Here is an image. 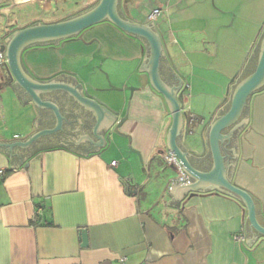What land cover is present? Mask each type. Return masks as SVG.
<instances>
[{
	"label": "crops",
	"instance_id": "crops-1",
	"mask_svg": "<svg viewBox=\"0 0 264 264\" xmlns=\"http://www.w3.org/2000/svg\"><path fill=\"white\" fill-rule=\"evenodd\" d=\"M217 1L213 6L209 0H161L140 15L132 0L122 6L130 21L157 30L163 46L161 83L169 90L185 89L182 113L205 123L227 89L233 91L254 71L264 39V0L241 7ZM67 2L0 0V49L13 32L47 22ZM154 9L163 14L150 22ZM31 12L39 17L28 19ZM150 61L147 42L109 22L24 51L22 66L33 80L83 83L118 116L114 127L99 131L105 145L97 146V116L66 91L45 92L42 98L61 111V129L27 147L0 145V169L10 168L0 180V264H122V257L125 264H264V236L248 245L250 223L240 200L214 188L186 194L178 207L170 205L176 176L161 162L169 153L167 136L174 120L167 99L149 80ZM143 63L147 71L140 72ZM110 85L124 90L112 91ZM229 108L230 102L224 110ZM182 120V137H175L181 151ZM245 120L230 141H220L222 169L225 179L253 197L264 227V88L243 107L235 127ZM57 122L51 110L35 105L18 84H11L6 67L0 66V144L26 143ZM205 123L188 136L194 150L201 147ZM80 136L94 143L75 144ZM212 159L209 151L211 166ZM113 162L118 165L112 167ZM242 229L246 241L239 243L233 236Z\"/></svg>",
	"mask_w": 264,
	"mask_h": 264
},
{
	"label": "water",
	"instance_id": "water-1",
	"mask_svg": "<svg viewBox=\"0 0 264 264\" xmlns=\"http://www.w3.org/2000/svg\"><path fill=\"white\" fill-rule=\"evenodd\" d=\"M121 1L122 0H100L99 3L90 10L76 15L70 19L53 24H42L41 22L35 23L31 26L15 31L10 36H8L5 44L1 46L0 50L1 52L5 53L7 58V64L5 67L10 83L18 84L27 93V95L31 97L35 105L51 110L55 114L58 122L54 129L49 131L44 130L35 135L26 143L0 145H18L27 147L38 137L56 132V130L61 129L63 117L59 107L55 105L54 102L44 100L42 98L43 93L55 90H62L70 93L79 104L97 116L98 123L96 128L93 129L95 136L101 141L94 143L87 136H80V140L75 144L79 145L80 142L88 140L97 146L105 145L103 138L97 136V134L104 126H111V128L115 126L118 116L117 111H115L110 106L105 105L99 99L93 97L88 92L83 83H80L79 86H73L72 84L57 83L54 81L40 82L33 80L27 75L22 66V55L28 47L33 45L58 43L63 40L75 37L95 25L103 22H109L123 33L143 41L144 44L147 42L150 45V71L146 70L145 63H143L139 71L149 72L148 77L153 87L167 99L174 120V123L167 136L168 151L169 153H173L178 158V160L181 162L184 173L189 177L188 182L182 183L179 181V171L176 169V167L170 165L176 176L171 180L172 185L169 192L173 196V202L170 203V205L178 207L179 201L183 199L186 194L187 196H194L198 193H201V191H207L214 188L219 189L218 191L226 192L232 197L240 200L245 206L247 218L250 223L247 243L251 247L259 237L264 236V227L258 221L256 203L253 197L247 191L233 184L229 179L224 178L222 169L223 158L220 153L219 144L220 141L222 143L223 140L226 139L230 141L232 132L240 125L248 123V120H245L235 127L239 117L243 112V107H245V105L251 101L252 97L258 91L264 88V39L261 43L259 57L254 71L246 79L240 82L233 91L230 89V87L227 89L225 98L214 109L211 117L205 123L203 130L199 134L201 142L200 149L194 150L187 142L189 136L187 116L182 113L185 89H182L181 87L169 90L164 84L161 83L159 79L158 69L163 57V46L157 30L152 27L153 25H141L130 21L127 17H125L120 6ZM248 56L242 63L241 68L237 72L236 76L231 80V83H234L236 78L240 76L242 69L246 65ZM182 83L183 82L179 84V87L182 85ZM110 90L122 92L124 89H119L110 85ZM229 102L230 108L228 111H226L224 110V107ZM102 107L110 112L113 116ZM183 118L186 121V129L183 134L185 149L181 151L175 144V137L179 134ZM118 126L119 125H117V128ZM231 129L233 130L228 135H224L226 131H230ZM179 135L182 137V133ZM230 150H232L234 153V149ZM209 151H211L213 157L212 166L208 161ZM234 155L238 156L235 153ZM227 156L229 160V155ZM82 237L84 246H88L87 231L82 232Z\"/></svg>",
	"mask_w": 264,
	"mask_h": 264
},
{
	"label": "rangeland",
	"instance_id": "rangeland-1",
	"mask_svg": "<svg viewBox=\"0 0 264 264\" xmlns=\"http://www.w3.org/2000/svg\"><path fill=\"white\" fill-rule=\"evenodd\" d=\"M99 1L100 0H69V2H67L68 4L66 5L65 8L61 9L60 12L58 14H55L53 17L45 19V20H47V22H45V23L43 22V23L44 24H53L56 22H61V21L70 19L76 15H79L81 13H84V12L90 10L95 5H97L99 3ZM160 1L161 0H132V3H130V4L136 8L137 12H140L139 13V15H140L141 13L145 12L147 9L153 8L154 6H156V4H158V2H160ZM209 1L213 4V6H217V4H219V1H217V0H209ZM254 1H256V0H225L224 2L226 4H228L229 6L234 5L236 7H241L244 4L253 3ZM123 5H125L124 0L121 1V7ZM37 13L38 12H35V13L31 12V14L29 13L28 19L32 18V17H34L32 19H35V17L38 18L39 16L37 15ZM143 15H145V13ZM35 23H38V22L35 21ZM35 23L32 22L30 24L33 25ZM31 25H29V26H31ZM195 128L196 127H194V129ZM191 137H193V135ZM161 166H165V168L167 170L173 171L172 168L170 167V165H168L166 162H161Z\"/></svg>",
	"mask_w": 264,
	"mask_h": 264
},
{
	"label": "built area",
	"instance_id": "built-area-1",
	"mask_svg": "<svg viewBox=\"0 0 264 264\" xmlns=\"http://www.w3.org/2000/svg\"><path fill=\"white\" fill-rule=\"evenodd\" d=\"M163 14V10L162 9H154L151 11L148 20L150 22H155L157 21V19ZM7 64V58L5 53L1 52L0 50V66H6ZM205 122L204 120L200 119L199 117H197L194 114H189L187 116V124H188V134L192 135L194 133V127L198 126V125H203ZM164 161L168 164V165H172L174 167H176V169L179 171V181H181L182 183H186L189 181V177L184 173L181 162L178 160V158L173 154V153H165L164 154ZM112 167H116L118 165L117 162H113ZM10 168H2L0 169V180L3 179L7 173L9 172ZM39 215V212H37L36 216ZM35 216V219H33V222L35 224H38V217ZM234 240L236 242L239 243H244L246 241V232L245 229H242L239 233H236L233 236ZM127 261L126 257H122L120 259V262L122 264H125Z\"/></svg>",
	"mask_w": 264,
	"mask_h": 264
},
{
	"label": "flooded vegetation",
	"instance_id": "flooded-vegetation-1",
	"mask_svg": "<svg viewBox=\"0 0 264 264\" xmlns=\"http://www.w3.org/2000/svg\"><path fill=\"white\" fill-rule=\"evenodd\" d=\"M121 6V5H120ZM121 9H122V7H121ZM120 10V9H119ZM123 12V11H122ZM122 12H121V14H122ZM124 14V13H123ZM250 100V99H249ZM85 126H87V122L85 123Z\"/></svg>",
	"mask_w": 264,
	"mask_h": 264
},
{
	"label": "trees",
	"instance_id": "trees-1",
	"mask_svg": "<svg viewBox=\"0 0 264 264\" xmlns=\"http://www.w3.org/2000/svg\"><path fill=\"white\" fill-rule=\"evenodd\" d=\"M40 221H38V223H39Z\"/></svg>",
	"mask_w": 264,
	"mask_h": 264
}]
</instances>
